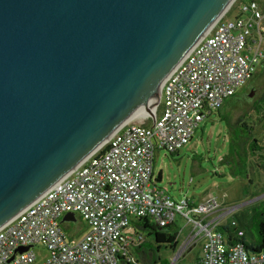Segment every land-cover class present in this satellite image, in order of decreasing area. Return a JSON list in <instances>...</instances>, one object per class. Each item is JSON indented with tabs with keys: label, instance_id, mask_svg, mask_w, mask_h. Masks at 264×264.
<instances>
[{
	"label": "water",
	"instance_id": "95a60500",
	"mask_svg": "<svg viewBox=\"0 0 264 264\" xmlns=\"http://www.w3.org/2000/svg\"><path fill=\"white\" fill-rule=\"evenodd\" d=\"M230 1L0 0V227L124 122L150 116Z\"/></svg>",
	"mask_w": 264,
	"mask_h": 264
},
{
	"label": "built area",
	"instance_id": "2783aa9c",
	"mask_svg": "<svg viewBox=\"0 0 264 264\" xmlns=\"http://www.w3.org/2000/svg\"><path fill=\"white\" fill-rule=\"evenodd\" d=\"M263 56L264 4L253 0L240 4L234 17L220 15L167 76L150 116L125 123L0 227V264H38L35 246L48 250L39 264L134 262L132 250L145 237L136 222L148 218L165 226L178 215L193 225L178 256L201 241L200 264H264V249L247 248L245 230L227 219L236 206L225 207L213 192L174 199L155 174L157 153L186 146L199 124L249 81ZM69 212L75 219L63 220ZM77 214L88 230L76 238ZM225 225L235 227L231 244Z\"/></svg>",
	"mask_w": 264,
	"mask_h": 264
},
{
	"label": "rangeland",
	"instance_id": "374dc122",
	"mask_svg": "<svg viewBox=\"0 0 264 264\" xmlns=\"http://www.w3.org/2000/svg\"><path fill=\"white\" fill-rule=\"evenodd\" d=\"M258 1L260 4H264V0ZM233 6L235 7L231 9ZM238 6H240L239 0H233L231 5L220 15H223V13L225 15L231 9L229 12L230 17H234L238 13ZM252 84L256 88L255 93L251 97L246 95L240 99L234 98L232 101H235L234 104L237 101L236 105H232L229 101L225 102L221 106V115L230 112L232 119L236 120L244 112L243 106H250L264 93V56L256 68ZM161 92L162 88L158 96H154V98L158 97L156 107L160 101ZM156 107L155 109H157ZM257 115L254 112L251 113L250 119H252L253 123L257 119ZM137 119L139 117L134 120ZM141 119H144V117ZM255 128L257 137L264 143V120L259 121ZM229 149L228 125L226 120L222 119L217 111H214L199 124L191 141L182 147L178 153L171 154L164 149L157 153L155 174L156 176L159 173L162 175V178L157 180V184L177 200L184 196L200 199L209 192L219 195L224 198L225 207L236 206V209L227 215L228 221L235 219L239 227L242 226L245 230L247 240L254 241L256 238L255 228L264 210V192L260 193L264 185V167H259L256 164V160L252 159L250 164H252L253 168L251 169L249 165L248 173L245 177L233 176L227 165L220 163L221 158ZM254 193L258 194L254 195ZM237 217L242 220L241 225ZM176 222L179 229L180 243L175 249L164 248L160 252L161 258L168 259L169 264L175 258H177V264H200L199 258L202 255L201 241L178 256V252L187 235L192 231L193 225L180 215L176 217ZM72 224L74 229H70H73L72 234L76 238L88 230L86 221L79 214H77L76 221H73ZM67 230L69 231V229ZM141 230L146 235V239L153 240L154 236L149 234L148 230ZM34 249L37 254V263L39 264L46 259L48 250L43 246H35ZM135 252L133 249V253L136 255Z\"/></svg>",
	"mask_w": 264,
	"mask_h": 264
},
{
	"label": "trees",
	"instance_id": "16d2710c",
	"mask_svg": "<svg viewBox=\"0 0 264 264\" xmlns=\"http://www.w3.org/2000/svg\"><path fill=\"white\" fill-rule=\"evenodd\" d=\"M251 1L253 0H239L240 4L249 3ZM234 7L235 6L231 7V9ZM238 7L240 9V6ZM230 10L228 11V15H230ZM255 74L256 71L253 73L252 77L255 76ZM230 98L225 102L229 101L232 105H236L238 103L236 101L234 104L235 101H232L234 99ZM243 109L244 112L236 120L232 119L230 112L225 115H221V107L217 110L220 117L226 120L230 141V149L221 158L220 163L227 165L228 170L233 176L239 175L241 177H245L247 175L249 165L251 169L253 168L252 164H250L252 159L256 160V164L259 167H264V143H262V141L257 137L255 128L259 121L264 120V93L250 106H243ZM253 112L258 114L254 123L251 121L252 119H250L251 113ZM178 151L170 153L176 154ZM161 178L162 175L159 173L157 179L160 180ZM263 192L264 185L262 186V192L260 193ZM257 194L258 193H254V195ZM238 220L241 225L242 220L239 218ZM136 224L141 229L148 230V233L154 236L153 240L146 239L145 235L143 240L133 248L134 251H136V255L132 250L133 255L136 257L135 261L132 262L123 259L121 264H136V262H140L141 264H169L168 259L161 258L160 252L166 247L175 249L179 245L180 240L177 222H171L165 226H160L148 218H143L141 221L136 222ZM65 227L70 229L68 226ZM240 228H242V226H240ZM221 229L224 230L231 238L229 242L230 244L233 241H236V238L234 237L235 227L225 225L222 226ZM255 236L256 238L254 241H248L245 232L244 236H242V240L251 251L264 249V210L262 211L260 219H258L255 228Z\"/></svg>",
	"mask_w": 264,
	"mask_h": 264
},
{
	"label": "flooded vegetation",
	"instance_id": "af4514ba",
	"mask_svg": "<svg viewBox=\"0 0 264 264\" xmlns=\"http://www.w3.org/2000/svg\"><path fill=\"white\" fill-rule=\"evenodd\" d=\"M254 77L255 76L249 79V81L233 96V99H240L245 97L246 95L251 97L255 93L256 88L252 84Z\"/></svg>",
	"mask_w": 264,
	"mask_h": 264
},
{
	"label": "bare ground",
	"instance_id": "6f19581e",
	"mask_svg": "<svg viewBox=\"0 0 264 264\" xmlns=\"http://www.w3.org/2000/svg\"><path fill=\"white\" fill-rule=\"evenodd\" d=\"M232 2H233V0H231V1L227 4V6L223 9V11H224L225 9H227V8L231 5ZM211 25H212V24H211ZM211 25H210V26H211ZM210 26L208 27V29L210 28ZM208 29H207V30H208ZM166 78H167V77H166ZM166 78L162 81V83L160 84V86H159V88H158V90L156 91V93H155L154 96H156V95L158 96V94H159L161 88L163 87V84H164ZM156 99H158V97H157ZM141 116H143V115H141V114H136V115H134L132 118H130L129 120H127L126 122H124L121 126H123L125 123H127V122H129V121H131V120H134L135 118L141 117ZM121 126H120V127H121ZM120 127H119V128H120ZM119 128H118V129H119ZM118 129H117V130H118ZM113 133H114V132H113ZM113 133H112V134H113ZM112 134H111V135H112ZM111 135H110V136H111ZM110 136H109V137H110ZM109 137H108L104 142H102V143H101V144H100V145H99L94 151H92L87 157H89L91 154H93V153L96 152L99 148H101L100 146H101L103 143H105V142L109 139ZM102 146H103V145H102ZM87 157H86V158H87ZM86 158H85V159H86ZM85 159H84V160H85ZM81 162H82V161H81ZM81 162H80V163H81Z\"/></svg>",
	"mask_w": 264,
	"mask_h": 264
},
{
	"label": "crops",
	"instance_id": "0c3cea01",
	"mask_svg": "<svg viewBox=\"0 0 264 264\" xmlns=\"http://www.w3.org/2000/svg\"><path fill=\"white\" fill-rule=\"evenodd\" d=\"M179 238H180V237H179ZM194 245H195V244L191 245V246L188 248V250H190Z\"/></svg>",
	"mask_w": 264,
	"mask_h": 264
}]
</instances>
